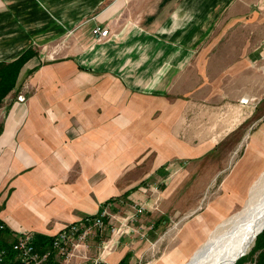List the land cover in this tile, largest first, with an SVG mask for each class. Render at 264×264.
<instances>
[{
  "label": "crops",
  "instance_id": "crops-1",
  "mask_svg": "<svg viewBox=\"0 0 264 264\" xmlns=\"http://www.w3.org/2000/svg\"><path fill=\"white\" fill-rule=\"evenodd\" d=\"M28 50L25 101L0 108L2 243L141 201L144 183L228 144L246 145L228 191L264 165V0H0V63ZM165 223L95 258L135 264Z\"/></svg>",
  "mask_w": 264,
  "mask_h": 264
},
{
  "label": "rangeland",
  "instance_id": "rangeland-1",
  "mask_svg": "<svg viewBox=\"0 0 264 264\" xmlns=\"http://www.w3.org/2000/svg\"><path fill=\"white\" fill-rule=\"evenodd\" d=\"M11 93L12 96L6 98L0 107L5 108V114H8L6 112L11 106L20 101L18 90ZM207 119H211L210 115ZM238 131L239 140L245 131ZM245 148L246 145L228 144L208 153L201 160H187L180 167L175 165L164 175L165 178L144 183L141 188L148 191L141 190L144 194L143 200H123V204L112 212L117 216L116 220L112 223L106 221L107 229L99 237L89 241L88 256L95 258L96 252L98 255L97 250L115 238L112 228L121 231L122 236L132 237L134 240L140 236L144 240L150 238L154 242L156 239L153 240L143 226L160 224L164 220L166 223L161 229L163 236L158 242L159 245L155 246L147 240L146 242L152 245L153 254L135 264H169L180 253L196 249L182 264L190 263L196 252L217 232L219 225L243 211L251 191L264 172L263 165L250 177L234 179L235 185L228 191L225 187L227 178L233 165L244 155ZM161 203L166 206L165 209ZM134 204L144 207V212L135 216V220H131L130 216L136 213L131 207ZM218 206L225 209L220 216L214 214ZM253 249L243 257L245 264L258 263L259 252L253 254Z\"/></svg>",
  "mask_w": 264,
  "mask_h": 264
},
{
  "label": "built area",
  "instance_id": "built-area-1",
  "mask_svg": "<svg viewBox=\"0 0 264 264\" xmlns=\"http://www.w3.org/2000/svg\"><path fill=\"white\" fill-rule=\"evenodd\" d=\"M92 33L99 38L109 36L108 30L100 27H95ZM19 98L21 102L25 101V97ZM119 203L123 204V201ZM131 207L136 210V213L130 216L131 220H135V216L144 212V207H138L136 204ZM101 208L98 215L86 216L72 223L49 240L42 242L35 233L28 231L18 234L11 244L0 242V264H110L104 258L92 259L88 256L89 241L99 237L107 229V223H112L117 218L112 213L113 203H106ZM6 231V226L0 222V235ZM120 232L117 228H112L114 239L122 236Z\"/></svg>",
  "mask_w": 264,
  "mask_h": 264
},
{
  "label": "bare ground",
  "instance_id": "bare-ground-1",
  "mask_svg": "<svg viewBox=\"0 0 264 264\" xmlns=\"http://www.w3.org/2000/svg\"><path fill=\"white\" fill-rule=\"evenodd\" d=\"M218 227L188 264H235L254 248L264 230V173L243 211Z\"/></svg>",
  "mask_w": 264,
  "mask_h": 264
},
{
  "label": "trees",
  "instance_id": "trees-1",
  "mask_svg": "<svg viewBox=\"0 0 264 264\" xmlns=\"http://www.w3.org/2000/svg\"><path fill=\"white\" fill-rule=\"evenodd\" d=\"M37 54L34 50H28L17 61L8 64L0 63V107L9 93L17 88L25 64L35 58ZM254 247L253 254L259 252L257 264H264V230L257 238ZM236 264H245L244 258L239 259Z\"/></svg>",
  "mask_w": 264,
  "mask_h": 264
}]
</instances>
